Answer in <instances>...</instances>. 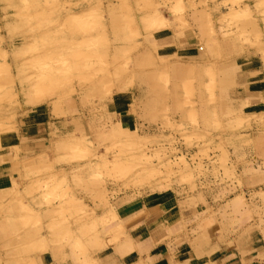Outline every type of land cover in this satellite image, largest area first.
Masks as SVG:
<instances>
[{
    "label": "rangeland",
    "instance_id": "374dc122",
    "mask_svg": "<svg viewBox=\"0 0 264 264\" xmlns=\"http://www.w3.org/2000/svg\"><path fill=\"white\" fill-rule=\"evenodd\" d=\"M162 29L193 35L205 62L158 58ZM252 54L264 59V0H0V148L37 105L62 123L15 158L24 173L0 207V264L47 253L94 264L159 192L192 210L181 233L263 232L264 110L243 113L219 70ZM118 91L137 95L129 123L108 112Z\"/></svg>",
    "mask_w": 264,
    "mask_h": 264
},
{
    "label": "crops",
    "instance_id": "0c3cea01",
    "mask_svg": "<svg viewBox=\"0 0 264 264\" xmlns=\"http://www.w3.org/2000/svg\"><path fill=\"white\" fill-rule=\"evenodd\" d=\"M166 30L162 29L155 34L158 58L172 57L171 61L186 63L205 62V53L198 36L197 45L191 34L183 38ZM195 48H199L198 54H195ZM219 70L222 74V86L234 82L237 85L232 91L236 98L235 104L242 105L243 113L257 114L264 110V59L260 55L225 59ZM142 92L140 86L137 95L141 96ZM137 95H131L128 91L116 92L107 103L108 112L118 116L121 124L131 122V101ZM43 106L37 105L28 110L18 125L12 144L0 148V207L7 204L8 198L3 196L15 189L19 176L24 173L23 166L15 158L23 161L24 158L31 157L30 152L35 145L50 134L52 123L62 126L61 120L56 119ZM70 109V105L66 109L60 105L57 111L64 113ZM77 118L74 119L76 131ZM65 125L66 122L63 126ZM14 147L22 149L16 150ZM256 153L263 157L264 151L258 149ZM252 167L255 168L254 165ZM236 200L238 201V197H235ZM180 204L183 203L176 195L167 192L142 199L138 203V214L135 213L128 219L135 220V227L130 228L124 241L108 245L95 254L94 264H264V231H259L253 223L224 235L190 233L189 226L181 233L180 225L192 218V214L188 215L192 210L181 209ZM191 204L192 209L194 204ZM42 264L74 263L71 258L55 259L52 253H47L42 258Z\"/></svg>",
    "mask_w": 264,
    "mask_h": 264
}]
</instances>
